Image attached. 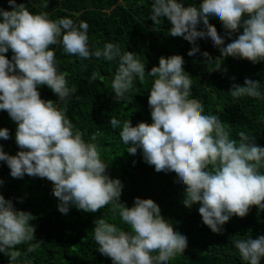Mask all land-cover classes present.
I'll return each mask as SVG.
<instances>
[{
  "label": "clouds",
  "instance_id": "clouds-1",
  "mask_svg": "<svg viewBox=\"0 0 264 264\" xmlns=\"http://www.w3.org/2000/svg\"><path fill=\"white\" fill-rule=\"evenodd\" d=\"M7 2L11 10L0 7V111L16 124L19 150L11 155L0 145V161L13 178L27 174L51 181L61 214L73 207L94 213L111 205L128 229L99 218L92 231L98 251L112 264H169L188 248V238L164 219L153 199L134 197L131 207L121 202L122 181L109 174L98 146L74 130L66 115L77 87L68 85L52 45L81 60L116 62L111 88L117 103L134 91L137 80L153 78L148 92L151 123L133 126L131 119L122 122L115 116L109 123L120 129L130 155L140 150L156 172L174 174L183 188V205L190 209L198 204L203 224L213 233L222 234L231 217L247 216L252 206L264 211V146L244 131L238 133L239 140L232 138L218 114H206L204 105L191 98L192 77L183 67L182 55L161 56L158 66L146 72L139 56L118 43L93 47L87 21L77 23L69 16L50 19L47 12L34 13L17 0ZM148 18L156 24L166 18L169 35L192 45L188 56L200 53L197 41L206 40L224 58L264 62V0H199L198 6L185 5L184 0H152ZM213 20L222 25L223 35L212 26ZM202 56L203 64H215L207 53ZM221 67L215 65V71ZM94 79L95 74L89 82ZM230 79L228 92L233 98L264 100L260 81L245 77L241 85L235 76ZM45 85L59 103L41 97L39 89ZM9 138L10 130L0 128V139ZM33 219L31 212L16 208L12 199L0 194V253L9 264H21L17 246L28 245L26 256L43 243L35 238ZM234 247L246 264L264 261V234L237 239Z\"/></svg>",
  "mask_w": 264,
  "mask_h": 264
},
{
  "label": "trees",
  "instance_id": "trees-1",
  "mask_svg": "<svg viewBox=\"0 0 264 264\" xmlns=\"http://www.w3.org/2000/svg\"><path fill=\"white\" fill-rule=\"evenodd\" d=\"M17 3H24L34 13L47 12L50 19L69 16L77 23L87 21L89 42L93 47H102L105 42L118 43L122 50L134 51L139 56L146 65V72L158 66L161 56L182 55L185 59L183 67L192 77L191 98L204 105L206 114H218L226 122L225 127L230 130L232 138L239 140L238 133L244 131L255 137V143L264 146V100L249 97L237 100L228 92L232 76L241 85L245 77L260 81L264 90V62L253 64L246 59L224 58L206 40L197 41L200 53L188 56L192 45L182 37L169 35L170 24L166 18L159 24L148 18L152 0H143L142 3L140 0H17ZM184 3L198 6L199 0H184ZM0 7L11 10L7 0H0ZM210 22L218 34L223 35L222 25L214 20ZM228 42L230 40L225 41ZM51 47L55 49L68 85L77 87L76 95L68 103L66 115L74 130H79L86 141L98 146L101 158L109 164V174L122 181L121 202L131 207L134 197L153 199L159 204L164 219L187 236L188 248L169 264H185L190 257L204 253H210L215 264H246L235 249L234 241L264 234V211L252 206L247 216L231 217L222 234L213 233L203 224L198 204L190 209L183 205V188L177 186L174 174L156 172L154 166L144 162L140 150L135 156L130 155L126 151L128 146L119 136L120 129H113L110 125L109 120L113 116L122 122L131 119L133 126L141 121L151 123L148 92L153 78L146 75L143 81L137 80L134 91L117 103L111 88L118 66L116 62L95 57L81 60L64 53L61 46ZM202 53L215 59V64H203ZM6 55L11 58V51ZM215 65L222 67L215 71ZM93 74L95 79L89 82ZM39 90L43 99L59 103L46 85ZM2 127L10 130V138L0 139V145L5 152L15 155L19 150L15 143L16 124L6 111H0ZM0 180L4 181L0 184V194L12 199L16 208L33 214L34 219L30 223L36 227L35 238L43 241L35 252L26 256L28 245L17 246L22 253L21 264H112L109 257L98 251L92 231L94 219L99 218L128 229L119 216L113 214L111 205L94 213L73 207L65 215L58 211L52 182L46 178L27 174L23 178H13L8 166L0 161ZM0 264H9L3 253H0Z\"/></svg>",
  "mask_w": 264,
  "mask_h": 264
},
{
  "label": "water",
  "instance_id": "water-1",
  "mask_svg": "<svg viewBox=\"0 0 264 264\" xmlns=\"http://www.w3.org/2000/svg\"><path fill=\"white\" fill-rule=\"evenodd\" d=\"M216 261L210 253L190 257L185 264H215Z\"/></svg>",
  "mask_w": 264,
  "mask_h": 264
}]
</instances>
